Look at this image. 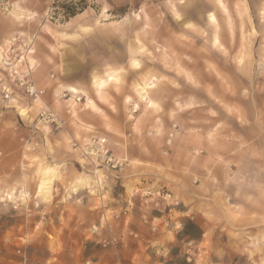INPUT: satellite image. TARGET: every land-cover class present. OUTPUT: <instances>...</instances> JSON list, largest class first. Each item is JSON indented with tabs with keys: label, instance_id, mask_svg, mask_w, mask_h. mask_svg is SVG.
Here are the masks:
<instances>
[{
	"label": "rangeland",
	"instance_id": "374dc122",
	"mask_svg": "<svg viewBox=\"0 0 264 264\" xmlns=\"http://www.w3.org/2000/svg\"><path fill=\"white\" fill-rule=\"evenodd\" d=\"M180 5L0 0V264H264V0Z\"/></svg>",
	"mask_w": 264,
	"mask_h": 264
},
{
	"label": "built area",
	"instance_id": "2783aa9c",
	"mask_svg": "<svg viewBox=\"0 0 264 264\" xmlns=\"http://www.w3.org/2000/svg\"><path fill=\"white\" fill-rule=\"evenodd\" d=\"M14 49L7 50L6 54L3 56L2 65L5 69V78H0V95L3 96L4 99L12 100L14 99L15 91L13 90L11 83H15L17 86L26 96L33 100L39 99L43 91L37 89L34 84L30 81L29 78V70H22L18 63L20 61H15L14 57ZM16 57V55H15ZM23 57V56H22ZM63 96H66L65 94ZM78 100V98H77ZM51 112V110L47 107H42L39 113V117L42 119L43 122L60 124L58 122L56 115ZM90 145V150L92 154L103 164L111 165L115 167L120 164L119 160H117L112 154L109 153L108 149L105 146V140L97 139L93 140ZM96 159V160H97Z\"/></svg>",
	"mask_w": 264,
	"mask_h": 264
},
{
	"label": "snow or ice",
	"instance_id": "6c2138e0",
	"mask_svg": "<svg viewBox=\"0 0 264 264\" xmlns=\"http://www.w3.org/2000/svg\"><path fill=\"white\" fill-rule=\"evenodd\" d=\"M180 6L182 8L185 6L184 5V0H181V5ZM221 6H223V5H221ZM174 15H175V19L178 22H181V23L183 22V17L180 14L175 13V9H174ZM131 68L140 69L141 65L136 59H133L132 63H131ZM125 71H127L126 68H116V69H113V70L109 71L108 73L105 74V77H106L105 80H98L96 82L97 87L100 90H106V89H109L113 83L118 85L120 83V80L118 78L119 74L123 73ZM147 87L154 89V88H156V84L155 83H151ZM137 94L140 96V99L143 100L147 104L149 109H154L157 112L160 111L159 105L154 103L152 101V99H150V97L148 95V92L145 89H140ZM157 134H159V133H157ZM209 139H211V137H209Z\"/></svg>",
	"mask_w": 264,
	"mask_h": 264
},
{
	"label": "bare ground",
	"instance_id": "6f19581e",
	"mask_svg": "<svg viewBox=\"0 0 264 264\" xmlns=\"http://www.w3.org/2000/svg\"><path fill=\"white\" fill-rule=\"evenodd\" d=\"M99 79H94V82H93V84L96 86V88H97V90L99 89L98 87H97V85H96V82L98 81ZM143 85L144 86H141L140 87V89H145L146 91H148V90H152V88H148L147 86L149 85V83H143ZM139 89V90H140ZM99 91H101L100 89H99ZM53 171V169H51V168H49V169H47V170H45V177H43V179H42V181H41V185L39 186V189H40V191H45V189H47L48 187V185L50 184V179L47 177L48 175H49V173H51ZM48 190V189H47Z\"/></svg>",
	"mask_w": 264,
	"mask_h": 264
}]
</instances>
